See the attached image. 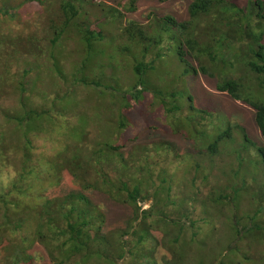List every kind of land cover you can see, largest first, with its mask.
Listing matches in <instances>:
<instances>
[{
	"label": "trees",
	"instance_id": "1",
	"mask_svg": "<svg viewBox=\"0 0 264 264\" xmlns=\"http://www.w3.org/2000/svg\"><path fill=\"white\" fill-rule=\"evenodd\" d=\"M138 1L99 3L95 21L94 0H0V99L19 101L0 114V264L40 261L35 246L48 264L264 261V145L194 90L204 80L249 105L264 139V0H185V18L143 24L126 17ZM35 5L33 27L11 32ZM111 25L138 52L98 63ZM70 36L82 61L68 77ZM50 132L53 150L39 148Z\"/></svg>",
	"mask_w": 264,
	"mask_h": 264
},
{
	"label": "rangeland",
	"instance_id": "2",
	"mask_svg": "<svg viewBox=\"0 0 264 264\" xmlns=\"http://www.w3.org/2000/svg\"><path fill=\"white\" fill-rule=\"evenodd\" d=\"M15 1L19 2L21 0H15ZM94 1L96 5L94 6L93 11L90 10L92 8H89V5H87L85 8L89 10L92 20L96 21L98 19H102V15H101L102 9L97 4L105 3V4H110V5L114 4L115 6H117L116 3L119 0H94ZM233 2L237 4L238 6L243 7L247 4L248 0H233ZM137 6H138L137 11L134 13H128L126 17L128 19L138 21L140 24L147 23L146 18L150 12H155L158 14H165L167 12H173L178 17L185 18V9H186L185 0H172L168 3L160 2L158 0H139ZM38 9H39L38 5H35V7L31 9L27 8L22 14L24 18V22H22L21 24L14 22L10 26L11 32L20 34L21 32H27L29 29H31L33 25L32 23H30L29 20L32 16H34V19L38 17L37 12H36ZM3 28L5 29V31H7L6 24L3 25ZM117 28L118 26H113V25L108 27L107 33L110 35L109 42L103 46V48L106 49V54L103 55L102 53H100L98 63L100 61L101 62L106 61L109 58V54H112V57L117 56V54L118 56H123L122 51H124L127 47L130 48L129 50L130 52L128 51L130 56L138 52V49L135 47L134 43L129 42L128 38L124 36V34L122 35L121 32H118ZM77 40L78 39L76 37L73 39V36L72 37L70 36V38L66 40V42L62 44L60 48L61 52L63 53L62 54L63 55L62 68L65 71L64 73L68 77L72 76V73L75 67L77 65H80L82 61V57L80 56L81 54L78 53V51L80 50V44ZM128 52H125V54H127ZM67 53H69L70 55H65ZM128 59L131 60L130 57ZM11 67H13L12 64H11ZM126 69H129V68L126 66L125 70ZM127 76H128L127 73L125 75L120 74V78L125 79L127 78ZM126 82H128V80ZM39 85H40L41 90L51 89L55 91V89H57L61 91V86H59L58 88H55L53 85L47 84V82L44 85L43 84H39ZM194 90L196 94L198 95L199 101L203 104L207 102L208 98H212L215 101H219V102L220 100H224L223 106L226 108V114L230 117L235 116L236 118H238L240 124L246 129L249 136L254 141H256L258 144L264 145V139L261 137L259 130L257 129V126L254 122V117H253L254 110L249 105L243 102L235 101L231 99L228 95L225 96V95L217 94L214 90H212L211 84L208 82H205L204 80H202V85L194 86ZM86 93H87V89H83V90L79 89L77 98L83 99ZM35 100L40 106L46 105L45 101L41 98L36 97ZM84 102L87 103L86 101ZM18 106H19L18 95L13 89L9 88L8 95L4 94L2 96V99H0V114L3 110H10V109L14 110L18 108ZM1 119H2V116L0 115V121ZM57 127L59 130L60 127L59 126ZM89 130L91 131V133L94 134V136L99 135L100 130L96 128L95 126L90 127ZM61 131L59 130L58 132H61ZM58 134L59 133L57 132H50L45 135L40 134L36 138V143L39 146V148L41 147V149L45 148L48 151L53 150V147L50 145V141L52 138H60ZM230 161H231V157L226 154V172H228V170L230 169ZM11 178L12 176H10L9 173L6 171L2 174L1 180L4 182V184H7ZM226 179H227V176H226ZM65 186L66 187L71 186V181L69 178H66ZM58 191L59 190H56L53 192L56 193ZM98 197L100 200L98 199ZM97 199L99 201H102V197L100 196H97ZM115 210H116V213L119 212L118 209H115ZM119 214L120 213H118L115 217L118 218ZM228 234H229V231L226 229V243L229 242V237H227ZM35 254H38V255L41 254L42 259L38 262L34 261L31 264H48V259L46 258V255L40 246H35ZM256 264H264V261L256 262Z\"/></svg>",
	"mask_w": 264,
	"mask_h": 264
}]
</instances>
